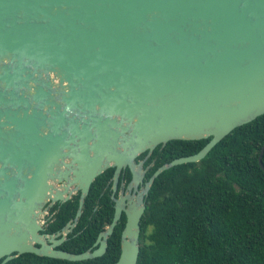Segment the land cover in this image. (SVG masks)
<instances>
[{
  "label": "water",
  "instance_id": "obj_1",
  "mask_svg": "<svg viewBox=\"0 0 264 264\" xmlns=\"http://www.w3.org/2000/svg\"><path fill=\"white\" fill-rule=\"evenodd\" d=\"M264 115V0H0V264L25 253L84 261L107 250L127 220L113 264H137L141 196L95 248L71 253L44 242L48 201L172 140L210 138L155 178L202 160L232 130ZM264 145L258 163L262 165Z\"/></svg>",
  "mask_w": 264,
  "mask_h": 264
},
{
  "label": "trees",
  "instance_id": "obj_2",
  "mask_svg": "<svg viewBox=\"0 0 264 264\" xmlns=\"http://www.w3.org/2000/svg\"><path fill=\"white\" fill-rule=\"evenodd\" d=\"M209 140H172L163 148L156 147L146 162H153L147 176L173 159L197 153ZM263 145L261 115L232 130L202 160L176 165L159 174L145 200L137 264H264V171L258 163ZM109 171L92 183L85 203L91 219L84 221V212L80 226L89 223L93 230L95 225H104L100 220L104 197L98 194ZM97 198L98 208L92 212L90 201ZM76 208V203L73 212L67 208L56 225H64ZM93 243L65 242L59 248L81 253ZM107 244L104 255L84 261L25 253L6 264H113L120 254V242L113 235Z\"/></svg>",
  "mask_w": 264,
  "mask_h": 264
},
{
  "label": "flooded vegetation",
  "instance_id": "obj_3",
  "mask_svg": "<svg viewBox=\"0 0 264 264\" xmlns=\"http://www.w3.org/2000/svg\"><path fill=\"white\" fill-rule=\"evenodd\" d=\"M152 153L148 156L147 152H145L141 154L139 157H137L136 159L137 163L139 161H144L142 167L144 170H146V172L143 175L142 180L140 182H137L136 184L133 183L132 173L128 167L121 169V171L118 173L116 181L114 179L115 168H109L106 170V171L109 170L110 171L106 173L105 175L106 182L101 187V190L99 191L98 194L99 197H104L105 209L104 212H101L100 214V220L101 221L103 220L105 222L102 227H99L100 225H95L93 227V230H90L89 223L88 224L86 223L85 226L83 227L80 226V220L84 212H85L84 221L91 219V216L89 215V208L85 207L87 197L84 199L82 205L81 216L77 220H75V215L79 207L80 195H81L80 191H77L74 192L65 201L62 200H58L55 202L48 201L46 203V205L44 206V211L41 219L42 230L40 231V234L44 236L42 240L44 242H50V240H52L53 242H62L56 247L57 249H60L59 247H61L65 242H94L91 247L95 248L94 244L95 242H98L100 234L104 232L106 227L112 222L115 214V208L118 203L121 204L124 209H127L128 204L131 201L137 202L141 196L143 197V200L145 202L146 195L144 194V191L147 187L150 177L152 176L151 175L148 177L147 173L149 169L153 166V162H151L150 164H146V162L150 158ZM95 194H97V191H94L92 195L95 196ZM74 203L77 204V208L75 209L74 216L69 218L64 225L58 227L56 223L61 219L62 216H64V214L67 211V208H70V211L73 212ZM98 203H99L98 198L94 200V202L90 201V204L94 206L92 212L97 210ZM126 220H127L126 212L123 210L111 235L108 237L107 242L109 238L113 235L116 238H118L120 242L121 233L125 226ZM121 224L123 225L122 228L120 230L117 229V227L120 226ZM78 237L79 240H75Z\"/></svg>",
  "mask_w": 264,
  "mask_h": 264
}]
</instances>
